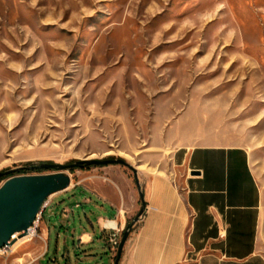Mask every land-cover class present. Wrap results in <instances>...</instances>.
Wrapping results in <instances>:
<instances>
[{"label":"rangeland","instance_id":"374dc122","mask_svg":"<svg viewBox=\"0 0 264 264\" xmlns=\"http://www.w3.org/2000/svg\"><path fill=\"white\" fill-rule=\"evenodd\" d=\"M196 134L248 149L264 254V0H0V172L27 168L0 185L86 157L142 174ZM110 216L80 189L55 195L16 264H111Z\"/></svg>","mask_w":264,"mask_h":264},{"label":"crops","instance_id":"0c3cea01","mask_svg":"<svg viewBox=\"0 0 264 264\" xmlns=\"http://www.w3.org/2000/svg\"><path fill=\"white\" fill-rule=\"evenodd\" d=\"M102 170L74 184L71 177V185L51 202L75 189L93 195L112 215L98 223L100 240L107 242L106 221L124 230L142 202L134 175L114 164ZM138 180L146 206L132 225L118 264H264L261 192L245 146L196 134L174 148L167 165L144 169ZM80 238L81 244L94 240L86 232ZM35 246L17 245L0 264L18 263L22 251ZM114 259L111 251V264Z\"/></svg>","mask_w":264,"mask_h":264},{"label":"water","instance_id":"95a60500","mask_svg":"<svg viewBox=\"0 0 264 264\" xmlns=\"http://www.w3.org/2000/svg\"><path fill=\"white\" fill-rule=\"evenodd\" d=\"M122 164L133 170L136 185L139 187L141 208L132 223L126 226L122 234L114 264H118L123 247L132 231V225L141 217L145 210L144 194L140 189L137 168L122 158H82L72 163L39 162L29 169L53 170L44 174L12 175L0 185V249L13 245L18 238L28 235L29 228L44 210V202L71 185V177L67 173L83 166H107ZM25 167L0 172V177L10 175Z\"/></svg>","mask_w":264,"mask_h":264},{"label":"built area","instance_id":"2783aa9c","mask_svg":"<svg viewBox=\"0 0 264 264\" xmlns=\"http://www.w3.org/2000/svg\"><path fill=\"white\" fill-rule=\"evenodd\" d=\"M52 196L53 195H51L50 197H48V199L44 202V205H43L44 210L50 204ZM42 213H40L38 215V217L34 221L33 225L29 228L28 235H30L31 237L37 236V229L39 227V222H40ZM103 230L106 232V235H107L106 237H107V244L109 246V249L114 254H116L124 230L123 229H118L110 221H106V223H105V225L103 227ZM16 239L18 241L19 238L17 237ZM79 241H82V238H80ZM16 242L13 245H11V246H5L2 249H0V255L8 256V255L12 254L15 251V244H16Z\"/></svg>","mask_w":264,"mask_h":264},{"label":"bare ground","instance_id":"6f19581e","mask_svg":"<svg viewBox=\"0 0 264 264\" xmlns=\"http://www.w3.org/2000/svg\"><path fill=\"white\" fill-rule=\"evenodd\" d=\"M15 237L17 238V235H16ZM31 238H33V237H31L30 235L25 236V237H23V238H19L18 241H17L16 244H15V247H16L17 245H19V244H22V243H25V242H27V241H30Z\"/></svg>","mask_w":264,"mask_h":264},{"label":"trees","instance_id":"16d2710c","mask_svg":"<svg viewBox=\"0 0 264 264\" xmlns=\"http://www.w3.org/2000/svg\"><path fill=\"white\" fill-rule=\"evenodd\" d=\"M25 169H27V168H24L23 170H25ZM0 179H1V177H0Z\"/></svg>","mask_w":264,"mask_h":264}]
</instances>
